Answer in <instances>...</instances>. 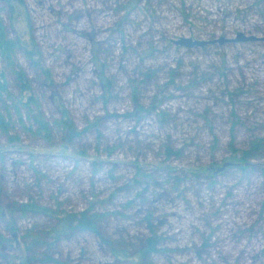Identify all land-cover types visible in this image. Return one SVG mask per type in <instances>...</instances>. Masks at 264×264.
<instances>
[{
    "label": "rangeland",
    "instance_id": "obj_1",
    "mask_svg": "<svg viewBox=\"0 0 264 264\" xmlns=\"http://www.w3.org/2000/svg\"><path fill=\"white\" fill-rule=\"evenodd\" d=\"M0 18V264H264V147L239 160L264 146V0H0ZM82 211L128 255L156 252L44 237Z\"/></svg>",
    "mask_w": 264,
    "mask_h": 264
},
{
    "label": "trees",
    "instance_id": "obj_2",
    "mask_svg": "<svg viewBox=\"0 0 264 264\" xmlns=\"http://www.w3.org/2000/svg\"><path fill=\"white\" fill-rule=\"evenodd\" d=\"M2 1L6 2V4L9 5L11 10H13L15 6L21 7L24 4V0H2ZM2 25L3 24L0 18V35L2 34V28H3ZM17 45H21V43L15 40L9 42L4 41V46L8 51L11 48L16 47ZM6 49H4V51H7ZM30 50L31 49L25 47L24 45L25 56L29 60L34 61V64L36 65V60L34 58L33 51ZM10 63L12 64L13 75L16 85L25 96V99L23 101L21 99L20 102L26 107L27 111L29 112V117L31 118L32 122L36 125L37 132L49 131V127H48L49 123L46 121V118L44 117L43 113L41 111H38L36 114L32 113L34 110L31 109V106H33L35 99L31 94L32 85L30 78H28V75L24 72V70L20 66L15 65L12 61H10ZM100 72L102 73V68L100 69ZM100 77L103 84H106V81L102 76V74L100 75ZM1 93H6L8 97L11 96V94L8 93L6 83L0 79V94ZM63 114H65V112H63ZM63 120L67 123L68 126L71 127V123L69 121H67L66 119ZM64 121H59V123L64 124L65 123ZM0 130L4 133L8 132L9 130V123L6 121L4 115L1 113H0ZM263 147L264 146L261 144V141L258 140L257 142H253L248 150L241 152L239 160L242 161L246 157L254 155L255 153L254 151H257L255 149L262 150ZM29 208H32V205L25 203L23 205H20L19 210L22 212H26L28 211ZM49 216L56 218L57 223L55 227L50 229L49 233L47 232L44 234L45 238L47 237V235H49L53 239H58L62 236L63 233H66L73 228H78L84 231L92 232L93 234L100 236L104 244L112 246L111 251L115 256L121 258L130 256L128 255L129 253H127V250L115 246L111 240L107 239L104 236L99 235V230L96 228L95 221L91 216L87 215L86 211H82L81 213L75 215L70 213H65L60 217H58L59 215L57 216L55 215V217L54 215H49ZM144 244L145 245L140 250H138L135 255L129 257L135 263L137 259L142 262L149 259L150 256L156 252L157 241L155 240L154 237L147 238ZM38 245L39 247H42L43 243L38 241ZM116 249L119 250L117 251ZM42 256H46V255H42ZM46 260L50 262H55L57 264L59 263L58 260L47 256H46Z\"/></svg>",
    "mask_w": 264,
    "mask_h": 264
},
{
    "label": "water",
    "instance_id": "obj_3",
    "mask_svg": "<svg viewBox=\"0 0 264 264\" xmlns=\"http://www.w3.org/2000/svg\"><path fill=\"white\" fill-rule=\"evenodd\" d=\"M179 41L182 42V44L185 43L188 46H193V45L202 46V45L206 44L205 41H197V40H192V39H188V38H181V39H179Z\"/></svg>",
    "mask_w": 264,
    "mask_h": 264
}]
</instances>
